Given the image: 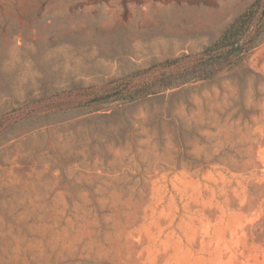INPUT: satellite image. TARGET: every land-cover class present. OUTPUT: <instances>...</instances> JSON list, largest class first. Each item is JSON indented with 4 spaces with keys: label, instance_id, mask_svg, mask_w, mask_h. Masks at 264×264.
<instances>
[{
    "label": "rangeland",
    "instance_id": "rangeland-1",
    "mask_svg": "<svg viewBox=\"0 0 264 264\" xmlns=\"http://www.w3.org/2000/svg\"><path fill=\"white\" fill-rule=\"evenodd\" d=\"M252 1L0 0V264H264V39L193 67Z\"/></svg>",
    "mask_w": 264,
    "mask_h": 264
},
{
    "label": "trees",
    "instance_id": "trees-1",
    "mask_svg": "<svg viewBox=\"0 0 264 264\" xmlns=\"http://www.w3.org/2000/svg\"><path fill=\"white\" fill-rule=\"evenodd\" d=\"M264 39V0H253L250 5L240 13L223 30L217 40L207 46L195 60L193 67L202 69L208 66L224 64L226 62L238 63L252 50L258 47ZM180 58L168 59L154 66L155 69H167L176 66ZM174 75L167 74L158 78L162 86L173 87ZM154 81H148L134 86L128 91L114 89L99 94L93 98L92 103H101L118 100H135L151 94L150 89Z\"/></svg>",
    "mask_w": 264,
    "mask_h": 264
}]
</instances>
